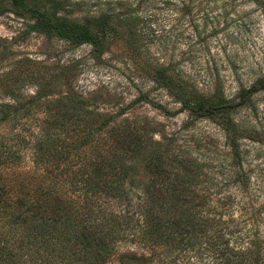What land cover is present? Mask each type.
I'll use <instances>...</instances> for the list:
<instances>
[{"label": "trees", "instance_id": "obj_1", "mask_svg": "<svg viewBox=\"0 0 264 264\" xmlns=\"http://www.w3.org/2000/svg\"><path fill=\"white\" fill-rule=\"evenodd\" d=\"M36 1L8 0V3L15 13L33 20L35 32L73 45H89L98 54L110 38L124 39L131 56L146 66L153 82L181 103L193 120L219 122L229 158L216 166L203 154L191 155L174 149L173 138L164 139L162 144L152 133L148 137L147 126L135 121L122 120L111 128L124 112L122 109L93 126L94 132L104 126L108 130L103 139V153L119 147L122 155L117 158L113 155V162L108 161V157L105 163H95L92 169L76 168L71 163L69 167V159L90 146L88 136L83 140L77 135L72 138L70 132V143L60 142L49 138L51 134L46 130L36 137L37 140L35 138V144H29L31 135L27 137L28 129L21 117L29 113V106L17 101L11 105L2 104L0 264L26 262L24 259L29 255L40 260L47 255L68 257L58 247L70 251L74 262L150 264L152 252L144 248L148 241L168 244L172 250L181 246L203 248L216 262L223 264H264V172L258 169L255 173L245 168V152L241 150L238 136L240 125L231 116L233 111L247 105L252 94L264 91V77H259L249 88L239 90L230 99L225 98L220 89L210 97L196 96L177 82L171 63L159 64L143 49L142 41L170 42L173 31L150 29L154 18L152 11L160 4L199 12L202 7L217 5L220 0H106L105 13L88 16L77 23L49 13ZM241 1L227 0L225 3L251 5L264 20V0ZM236 25L237 35L247 22L240 21ZM199 34L193 30L189 37L197 40ZM184 35V30L179 31L172 42L181 38L192 42ZM140 102L169 117L178 113L170 112L142 94L133 101ZM50 129H56V123L51 124ZM31 149L33 167L28 171H15L19 157ZM138 168L141 173L136 171ZM231 179L242 181L244 190L240 192L246 198L235 202V208L229 213V206L233 204L229 200L231 194L216 195H221V191L228 193L224 189ZM73 180L85 186L84 194L72 190ZM69 190L70 203L61 207ZM76 193L79 196H73ZM213 203L220 208L219 212L214 210L215 206L210 208ZM241 235L246 242L243 251L236 253L226 248L224 244L235 245Z\"/></svg>", "mask_w": 264, "mask_h": 264}, {"label": "rangeland", "instance_id": "obj_2", "mask_svg": "<svg viewBox=\"0 0 264 264\" xmlns=\"http://www.w3.org/2000/svg\"><path fill=\"white\" fill-rule=\"evenodd\" d=\"M104 1L36 2L49 13L77 23L88 16L105 13L108 8L103 6ZM225 1L220 0L217 5L208 4L199 12L160 4L152 11L154 18L150 29L154 32L173 31L170 42L142 41L144 51L159 64L171 63L177 82L196 96L210 97L216 89H220L225 98L230 99L239 90L249 88L259 77H264V20L251 5H228ZM0 6V105H11L17 101L29 106V113L21 116L24 127L28 129L27 137L31 135L29 144L36 142L35 138L46 130L51 134L49 138L70 143L71 132L72 138L77 135L83 140L88 136L90 146L83 148V152L79 150L76 157H71L67 163L69 167L71 163L76 168L92 169L95 163H105L108 157V161L113 162L114 156H121L123 151L116 147L103 153V139L108 130L104 126L94 132L93 126L124 109L115 119V124L110 125L111 128L121 124L122 120L135 121L140 126L146 125V135L149 137L152 133L153 138L162 144L164 139L173 138L174 149L191 155L203 154L208 162H214L216 166L227 161V143L219 122L193 120L187 110L182 109L181 103L153 82L145 70L146 66L131 56L124 39L110 38L98 54L89 45H73L35 32L33 20L15 13L8 0H0ZM240 21L247 22V26L236 35V24ZM181 30L192 42H187L185 38L172 42ZM193 30L200 32L197 40L189 37L193 35ZM141 94L170 112L178 113L169 117L147 103H133ZM231 116L240 125L238 136L241 150L245 152V168L255 173L258 169L264 172V91L252 94L247 105L233 111ZM54 123L56 129L52 130L50 125ZM16 166L15 171L21 172L33 167L32 149L19 157ZM136 171L139 172V168ZM219 182L224 184V181ZM241 182L231 179L224 189L228 193L221 191V195H216L225 197L231 194L229 200L233 204L229 206V213L235 208V202L246 198L241 195L244 190ZM71 188L84 194L85 186L79 180H73ZM73 196H79V193ZM68 201L70 203V190L61 207ZM214 206V210L219 212L220 208L214 203L210 208ZM133 218L135 220L136 216ZM138 218L141 219V216L138 215ZM149 236L161 242L154 235ZM163 244L148 241L144 245L152 252L150 264H223L216 262L203 248L181 246L172 250L170 245ZM224 245L236 253L243 251L246 247L244 235L235 245ZM58 248L68 257L62 259L57 255H47L40 260L29 255L24 259L26 262L17 264H87L74 262L70 251Z\"/></svg>", "mask_w": 264, "mask_h": 264}]
</instances>
